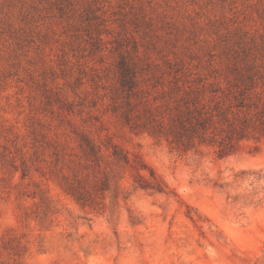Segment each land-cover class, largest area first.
I'll return each mask as SVG.
<instances>
[{
  "label": "rangeland",
  "instance_id": "rangeland-1",
  "mask_svg": "<svg viewBox=\"0 0 264 264\" xmlns=\"http://www.w3.org/2000/svg\"><path fill=\"white\" fill-rule=\"evenodd\" d=\"M122 56L154 78L264 76V0H0V264H264V136L219 157L132 131L111 107ZM82 131L168 192L126 166L118 198L82 205L71 186L102 176Z\"/></svg>",
  "mask_w": 264,
  "mask_h": 264
},
{
  "label": "trees",
  "instance_id": "trees-1",
  "mask_svg": "<svg viewBox=\"0 0 264 264\" xmlns=\"http://www.w3.org/2000/svg\"><path fill=\"white\" fill-rule=\"evenodd\" d=\"M116 68L112 112L132 131L164 136L183 153L212 146L219 157L236 153L245 139L264 136L263 75L246 69L223 80L213 74L191 76L176 68L169 77L154 78L145 76L146 67L140 62L125 56L118 60ZM150 80L152 87L146 84ZM158 101L161 104H156ZM78 135L88 168L102 173L90 186L92 189L81 182L71 186L72 194L82 205L93 206L97 197L110 191L118 198L122 191L117 177L126 166L138 171L137 187L168 192L165 180L138 154L132 158L118 143L101 140L99 135L87 131ZM143 170L149 173L144 174Z\"/></svg>",
  "mask_w": 264,
  "mask_h": 264
}]
</instances>
